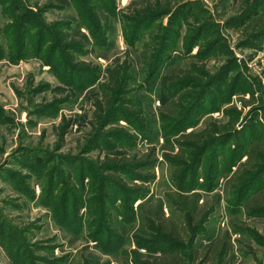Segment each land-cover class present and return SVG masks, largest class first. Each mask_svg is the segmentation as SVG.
Returning <instances> with one entry per match:
<instances>
[{"label": "rangeland", "instance_id": "rangeland-1", "mask_svg": "<svg viewBox=\"0 0 264 264\" xmlns=\"http://www.w3.org/2000/svg\"><path fill=\"white\" fill-rule=\"evenodd\" d=\"M254 142L264 0H0V264H264Z\"/></svg>", "mask_w": 264, "mask_h": 264}, {"label": "trees", "instance_id": "trees-1", "mask_svg": "<svg viewBox=\"0 0 264 264\" xmlns=\"http://www.w3.org/2000/svg\"><path fill=\"white\" fill-rule=\"evenodd\" d=\"M160 65L156 68L158 70ZM161 100H164L162 97ZM202 132V131H201ZM196 132L192 133L189 136H186V138H191L195 136H199L202 133ZM206 134V138L210 137L208 136L209 133L206 131L204 132ZM213 135V134H211ZM195 143H192L191 149H196L198 151L199 146L202 144V140H195ZM264 146V143H259V142H254L252 144V148H250L247 151V161L245 164H243V169L239 173L238 172V184H239V190L237 191V194H240V190L244 191L246 188L248 191L252 189L251 185L254 181H256L261 173L264 171V153L261 152V148ZM190 147V146H189ZM204 150V146H201L200 151ZM180 155L177 154L176 157H174V161L179 165L177 162V159L180 158ZM202 157V156H201ZM179 161V159H178ZM181 162V161H180ZM150 165V164H149ZM154 165V164H152ZM180 166V165H179ZM260 181V180H259ZM238 188V187H237ZM244 189V190H243ZM264 192V183L261 186L260 193ZM258 209L264 210V203L263 204H258ZM165 252H169V248H162Z\"/></svg>", "mask_w": 264, "mask_h": 264}]
</instances>
